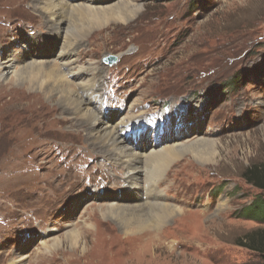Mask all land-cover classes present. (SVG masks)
I'll return each mask as SVG.
<instances>
[{
    "label": "rangeland",
    "instance_id": "rangeland-1",
    "mask_svg": "<svg viewBox=\"0 0 264 264\" xmlns=\"http://www.w3.org/2000/svg\"><path fill=\"white\" fill-rule=\"evenodd\" d=\"M31 3L0 0V60L8 48L22 54L28 35L35 46L26 51L40 42L56 45L29 62L59 53L61 43ZM141 4L132 21L99 28L78 44L71 67L77 73L78 66L96 68L101 97L92 109L100 119V102L120 111L119 121L142 115L160 125L167 114L171 120L159 136L165 142H175L177 132L182 142H217L209 164L187 156L156 187L185 214L169 220L159 235L151 228L135 239L112 217L88 210L113 196L130 203L127 167L96 153L87 141L88 126L79 127L57 102L41 95L42 109L30 108L35 100L24 87L0 81V264L20 256L25 264H264L258 252L243 246L247 234L264 231V223L243 214L264 191L242 177L248 167L264 163V0ZM109 56L118 61L110 66ZM72 75L78 84L90 74ZM178 123L184 126L177 129ZM124 139L131 148L158 146L153 132ZM85 222L92 225L90 234ZM73 229L85 238L78 249L66 241ZM55 239L65 243L38 257L43 242Z\"/></svg>",
    "mask_w": 264,
    "mask_h": 264
},
{
    "label": "bare ground",
    "instance_id": "bare-ground-1",
    "mask_svg": "<svg viewBox=\"0 0 264 264\" xmlns=\"http://www.w3.org/2000/svg\"><path fill=\"white\" fill-rule=\"evenodd\" d=\"M141 3L142 0H32L31 6L45 15L48 29L54 32L56 40L61 43L58 46L59 53L53 60L36 59L34 62H29L28 60L35 58L37 53L46 52L45 48L49 51L54 50L56 45L40 42L36 49H28L30 51L28 53L25 49L35 46L28 35L24 40L25 45L21 47L22 54L8 48V52L0 60V81L24 87L26 97H33L35 100L29 105L30 108L36 104L37 109H42L44 105L39 101L41 95L45 97L47 103L57 102L63 113L71 115L72 120H77L79 127L88 126L87 141L99 150L96 153L118 159L121 165L127 167L129 171L125 180L129 181L128 184L133 189L130 193L131 201L133 198L135 201L119 203L116 196H113L109 202L100 204L97 202L96 206L93 205L95 208L91 206L88 210L96 209L98 212H95V215L98 213L103 219L112 217L118 221L124 234H134L135 239L150 234L151 228L157 230L159 235L169 220L177 222L178 215L185 214L184 209L169 202L170 199L165 191H157L156 187L163 181L168 171L181 160L185 161L187 156H193L192 158H196L197 161L209 164L211 162L209 158H213L217 152V142L207 139L182 142V133L179 132L175 142L172 139L168 142L161 139L159 136L162 134L163 124L171 120L167 114L161 117L160 125H157L145 121L142 115L134 117L131 114L132 116L124 117L119 121L120 111L111 107L106 108L101 102L99 107H103L101 119L92 109L94 104L99 103L101 97L98 81L100 76L95 75L96 68L89 64L84 67L78 66L79 73L74 71L71 65L74 62L72 58L76 47L78 44L82 45L89 35L99 28L117 22L128 23L135 19L143 8ZM83 72L90 74L86 79L87 82L77 84L73 80L72 73L78 76ZM84 92L85 99L81 95ZM173 125L177 129L184 126L180 123ZM186 129L190 132L189 128ZM147 131L157 136V147L142 146L137 149L126 144L125 135L141 139L142 134ZM190 163L188 159L187 165L189 166ZM144 176L147 180L146 185L142 182ZM142 186L145 187L144 190ZM142 193L143 195L146 193L147 203H143ZM84 227L89 229L87 231L90 234L92 225L85 222ZM45 235L47 237L49 234L45 233ZM149 237L157 238L155 235ZM84 239L81 229H73L66 235V241L74 249L80 248ZM127 239L129 238L126 237ZM44 242L38 257H45L46 253L58 251L65 243L61 239ZM26 260L24 256H20L17 261L13 260V264H25Z\"/></svg>",
    "mask_w": 264,
    "mask_h": 264
},
{
    "label": "trees",
    "instance_id": "trees-1",
    "mask_svg": "<svg viewBox=\"0 0 264 264\" xmlns=\"http://www.w3.org/2000/svg\"><path fill=\"white\" fill-rule=\"evenodd\" d=\"M242 177L248 184L264 191V163L253 164L251 167H248ZM243 214L245 218L264 223V198H257L256 202L247 207ZM245 237L246 240H244L243 246L249 250L258 252L264 260V231L259 230L255 233L247 234Z\"/></svg>",
    "mask_w": 264,
    "mask_h": 264
},
{
    "label": "water",
    "instance_id": "water-1",
    "mask_svg": "<svg viewBox=\"0 0 264 264\" xmlns=\"http://www.w3.org/2000/svg\"><path fill=\"white\" fill-rule=\"evenodd\" d=\"M108 60H114L116 62L117 61V57L110 56V57H108ZM108 60L106 59L107 62H108Z\"/></svg>",
    "mask_w": 264,
    "mask_h": 264
}]
</instances>
